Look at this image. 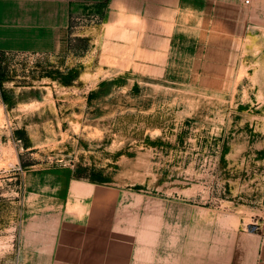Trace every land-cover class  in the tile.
Listing matches in <instances>:
<instances>
[{
	"label": "rangeland",
	"instance_id": "1",
	"mask_svg": "<svg viewBox=\"0 0 264 264\" xmlns=\"http://www.w3.org/2000/svg\"><path fill=\"white\" fill-rule=\"evenodd\" d=\"M205 1L161 18L118 7L97 24L86 8L64 53H0V264H33L31 165L264 213V29Z\"/></svg>",
	"mask_w": 264,
	"mask_h": 264
},
{
	"label": "crops",
	"instance_id": "2",
	"mask_svg": "<svg viewBox=\"0 0 264 264\" xmlns=\"http://www.w3.org/2000/svg\"><path fill=\"white\" fill-rule=\"evenodd\" d=\"M182 1L0 0V53H64L86 8L102 20L118 7L161 18ZM188 1L191 11L198 6ZM231 2L264 29V0ZM22 186L28 205L40 206L21 249L33 264H264V213L246 221L237 210L76 177L61 166L27 167ZM252 222H263L261 230L246 229Z\"/></svg>",
	"mask_w": 264,
	"mask_h": 264
},
{
	"label": "built area",
	"instance_id": "3",
	"mask_svg": "<svg viewBox=\"0 0 264 264\" xmlns=\"http://www.w3.org/2000/svg\"><path fill=\"white\" fill-rule=\"evenodd\" d=\"M245 2H248V0H245ZM83 20L89 24H97L102 20V14L100 11H93L90 14L86 15ZM262 226L263 222H252L246 225V229L251 231H258L261 230Z\"/></svg>",
	"mask_w": 264,
	"mask_h": 264
},
{
	"label": "bare ground",
	"instance_id": "4",
	"mask_svg": "<svg viewBox=\"0 0 264 264\" xmlns=\"http://www.w3.org/2000/svg\"><path fill=\"white\" fill-rule=\"evenodd\" d=\"M3 122V117L2 115H0V124H2ZM0 145H1V139H0ZM5 151H3V155L5 156ZM135 173V169L134 168H127V169H123L121 172H120V176L121 177H127V176H130V175H133Z\"/></svg>",
	"mask_w": 264,
	"mask_h": 264
}]
</instances>
